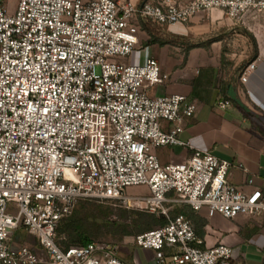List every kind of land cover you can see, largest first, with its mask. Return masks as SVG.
Here are the masks:
<instances>
[{"label":"built area","instance_id":"obj_1","mask_svg":"<svg viewBox=\"0 0 264 264\" xmlns=\"http://www.w3.org/2000/svg\"><path fill=\"white\" fill-rule=\"evenodd\" d=\"M214 11L244 23L264 18V0H16L13 8L0 0V264H128L110 244H57L60 221L81 201L166 218L134 238L157 264H231L232 247L203 248L191 222L170 210L261 216L264 190L250 178L253 189L243 191L228 180L232 163L181 140L197 105L183 95L151 96L170 80L156 60L125 62L140 55L141 23L174 27ZM254 69L243 70L242 83ZM168 147L191 156L162 164L155 151ZM139 186L149 194L126 195ZM20 228L41 253L12 246Z\"/></svg>","mask_w":264,"mask_h":264},{"label":"crops","instance_id":"obj_2","mask_svg":"<svg viewBox=\"0 0 264 264\" xmlns=\"http://www.w3.org/2000/svg\"><path fill=\"white\" fill-rule=\"evenodd\" d=\"M132 1L138 5L144 0ZM251 21L234 22L222 11L201 13L187 24L150 25L157 39L151 44V34L141 23L138 47L141 62L154 59L170 76L169 82L152 89L151 95H183L197 105L194 117L184 122L181 140L232 163L228 180L245 192L253 189L247 185L250 178L254 187L264 190V25ZM208 42V47L186 51L189 44ZM251 63L255 69L242 83V72ZM220 101L230 104L219 109ZM155 153L162 164L191 156L189 149L180 147ZM199 214L208 221L203 246L232 247L231 264H264V215L227 220L209 218L206 211ZM31 249L41 253L40 248Z\"/></svg>","mask_w":264,"mask_h":264},{"label":"rangeland","instance_id":"obj_3","mask_svg":"<svg viewBox=\"0 0 264 264\" xmlns=\"http://www.w3.org/2000/svg\"><path fill=\"white\" fill-rule=\"evenodd\" d=\"M7 3L11 8L14 7L16 0H7ZM252 20V19H248ZM246 20V21H248ZM253 24H263L264 18H258L251 21ZM141 56L136 54L128 57L125 62L130 65H135L140 61ZM145 62V61H144ZM153 97V95H151ZM149 194L147 187L139 186L132 187L126 190L128 196H146ZM180 207H174L170 210L171 213L179 209ZM122 207L116 202H104V203H81L76 206L72 215L83 217L87 219L90 226L93 228L94 236H92V242L106 243L114 245L117 248L119 257L128 264H157L155 260V254L152 251L139 248L134 243V238L139 236L134 234L132 236L120 238L114 235L111 231L105 227L108 222L117 221L120 224H127L130 227L133 224V220L136 218L134 214L128 215V218H122ZM128 211V210H127ZM137 211V210H130ZM141 212V211H140ZM172 218V217H171ZM131 230L133 231L132 227ZM11 244L14 247L18 245L28 246L30 248L39 249V245L35 238L29 234L24 228L12 233ZM16 245V246H15Z\"/></svg>","mask_w":264,"mask_h":264},{"label":"trees","instance_id":"obj_4","mask_svg":"<svg viewBox=\"0 0 264 264\" xmlns=\"http://www.w3.org/2000/svg\"><path fill=\"white\" fill-rule=\"evenodd\" d=\"M151 23H143L142 26L147 30L149 34H151V39L149 43L157 42L155 36L152 35V30L149 28ZM155 26V25H154ZM208 43H198V44H189L187 50H192L197 47H208ZM244 68V67H243ZM81 203H99V202H89V201H81ZM124 209V208H123ZM122 218H128V215H135V219L133 220L132 229L127 224H120L117 221L108 222L105 224V227L111 231L114 235L124 238L128 236H132L134 234L142 235L152 230H155L160 227H164L168 224V220L163 217H157L156 215L140 212V211H130L125 209L122 211ZM179 215L185 216L192 224L193 229L196 235L205 240L206 237V227L208 226V221L201 217L199 213L194 211L190 206L183 205L176 211L171 213V217L175 218ZM92 236H94L93 228L88 223L87 219L83 217H79L76 215H71L69 217L63 218L60 221L58 230H57V244L61 249L67 250L72 246H86L92 242ZM205 243V242H204ZM114 246V245H112ZM115 247V246H114ZM203 248H207L203 246Z\"/></svg>","mask_w":264,"mask_h":264}]
</instances>
